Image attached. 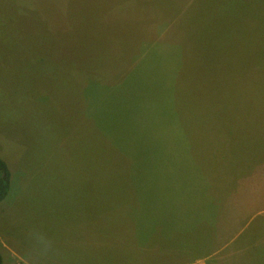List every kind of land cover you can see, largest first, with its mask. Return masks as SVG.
Segmentation results:
<instances>
[{"label": "rangeland", "instance_id": "obj_1", "mask_svg": "<svg viewBox=\"0 0 264 264\" xmlns=\"http://www.w3.org/2000/svg\"><path fill=\"white\" fill-rule=\"evenodd\" d=\"M0 20L4 264H264V211L201 262L171 215L218 164L263 163L264 0H0ZM255 226L258 255L233 250Z\"/></svg>", "mask_w": 264, "mask_h": 264}, {"label": "crops", "instance_id": "obj_2", "mask_svg": "<svg viewBox=\"0 0 264 264\" xmlns=\"http://www.w3.org/2000/svg\"><path fill=\"white\" fill-rule=\"evenodd\" d=\"M255 150L257 155L262 154L261 151L264 152L263 147ZM139 151L142 155V166L145 165L143 166L144 171L147 167L153 180V186L151 187L153 192L150 195L153 196L154 193L157 195L159 184L162 188V177L156 179L153 174L159 171L165 172L164 170H158L161 168L156 159L153 158L158 152L153 149V146L150 148L141 147ZM262 161L263 163L256 169H249L250 162L242 159L236 165L234 172L229 171L230 168L227 163L218 164L222 178H208V183H216L211 188H207L208 194L206 197L201 196L206 186L205 182L204 188L199 194V199L180 195V209L176 212L175 207H173L171 214L173 221L172 249L193 250L198 254L196 257L197 262H201L203 261L199 259L201 256L210 255L213 250L228 248L232 240L244 232L253 218L264 211L262 210L263 207H260L261 202H264V160ZM187 179H191L195 184L200 180L193 175ZM148 180L144 184L145 188ZM183 189L184 186L182 185L181 192H176L172 196L171 202L175 200L177 194L183 193ZM190 193L197 195L195 188L192 186L190 187ZM142 195L146 196L144 192ZM162 197L167 198L168 196L164 194ZM185 203H187L186 206ZM202 203L210 204V207H203ZM177 220H179V226H176ZM262 228L255 226L249 239L245 240V244L242 245L243 241L240 244L233 243L235 244L233 250L251 251L254 249L255 254L258 255L261 243L259 235L263 233Z\"/></svg>", "mask_w": 264, "mask_h": 264}, {"label": "trees", "instance_id": "obj_3", "mask_svg": "<svg viewBox=\"0 0 264 264\" xmlns=\"http://www.w3.org/2000/svg\"><path fill=\"white\" fill-rule=\"evenodd\" d=\"M7 19H10V17ZM4 22H5V20L4 21L0 20V29L1 30L5 25V24H1V23H4ZM9 29H10V27L7 25L4 29L3 34L7 31H9ZM7 49L12 50L13 48L10 45H7L6 48L0 49V52L2 50H7ZM16 49H17V51H21V52L29 51V47L24 48L22 46L19 47L18 45H16ZM11 183H12V173H11L10 167L7 164V162L0 157V203L5 201V199L8 197L10 190H11ZM0 264H4V257H3V254L1 251H0Z\"/></svg>", "mask_w": 264, "mask_h": 264}]
</instances>
